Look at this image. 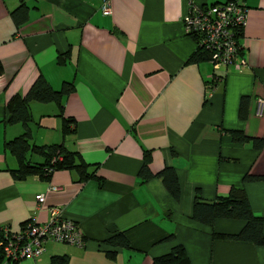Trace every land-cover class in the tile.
Masks as SVG:
<instances>
[{"label": "crops", "instance_id": "1", "mask_svg": "<svg viewBox=\"0 0 264 264\" xmlns=\"http://www.w3.org/2000/svg\"><path fill=\"white\" fill-rule=\"evenodd\" d=\"M22 1L27 19L14 26L9 11L19 0H0V228L44 222L56 207L77 224L83 244L49 241L36 258L0 264H49L59 255L66 264H151L177 245L188 264H264V244L211 236L236 233L242 220L208 226L191 217L194 196L210 201L241 187L264 233V179L242 182L245 173L264 175V146L237 143L227 132L264 136V0H242L238 68L188 61L197 47L183 25L189 4L226 0H109L108 15L101 0ZM38 76L53 89L64 81L73 89L60 115L53 102L29 103L31 140L77 152L93 174L84 181L74 170L47 180L10 173L17 161L2 144L22 126L4 122L5 104ZM62 117L73 120L65 136ZM145 152L151 177L141 180ZM164 167L174 172L177 199L155 175ZM117 233L126 245L105 241Z\"/></svg>", "mask_w": 264, "mask_h": 264}, {"label": "trees", "instance_id": "2", "mask_svg": "<svg viewBox=\"0 0 264 264\" xmlns=\"http://www.w3.org/2000/svg\"><path fill=\"white\" fill-rule=\"evenodd\" d=\"M227 1V0H226ZM217 4V3H215ZM14 26H18L27 19V7L22 0L9 11ZM195 40V36H193ZM209 53L203 47L197 46L191 54L189 62L207 61ZM2 67L0 63V74ZM73 89L71 82H62L58 89H53L43 77L38 76L23 95L15 94L8 98L5 104L6 117L4 122L8 124L19 123L22 132L3 141V148L11 153L17 161V166L10 173L15 179H24L30 175H36L39 179L47 180L55 170H74L79 181H84L93 176L79 154L67 149L62 142L49 144H35L31 140L28 123L31 121L29 103L31 102H53L60 115L62 109V98ZM68 117L61 118L60 132L62 136L68 133V126L72 123ZM232 140L237 143L249 142L253 149H261L264 146L263 137L246 136L238 130L227 131ZM29 154L41 156V161L34 162L28 159ZM147 153L143 154L142 164L138 170L141 180L148 179L151 174L147 168ZM159 177L174 199L178 197V187L173 170L164 167L155 174ZM264 175H252L245 173L242 182L251 180H262ZM191 217L205 225H212L215 218L239 219L243 221L242 227L234 234L211 232L212 237L229 238L252 242L256 245L264 244V233L262 231V217L255 215L247 201L245 192L241 187H231L226 195L216 196L210 201L202 200L198 195L194 196ZM22 224V223H21ZM106 242L126 245V240L121 233L113 234L105 240ZM3 255L0 250V261ZM187 255L182 246H173L169 252L153 258L151 264H188ZM49 264H66L64 255L53 256Z\"/></svg>", "mask_w": 264, "mask_h": 264}, {"label": "built area", "instance_id": "3", "mask_svg": "<svg viewBox=\"0 0 264 264\" xmlns=\"http://www.w3.org/2000/svg\"><path fill=\"white\" fill-rule=\"evenodd\" d=\"M103 15L110 13L109 0H101ZM247 8L242 0H227L206 7L190 3L183 18L184 30L195 36L196 45L209 53L208 61L213 68L220 65L242 66L244 60L235 61L239 51L237 44L241 29L245 25ZM259 104L264 102L259 100ZM48 189L56 187L48 185ZM37 203L43 201L42 194L34 196ZM49 218L44 222L33 219L24 221L18 230L0 228V250L6 261L15 262L24 257L36 258L49 241L82 245L83 238L78 226L71 219L61 216L56 207L48 208Z\"/></svg>", "mask_w": 264, "mask_h": 264}]
</instances>
